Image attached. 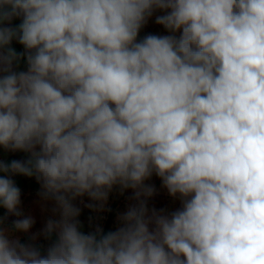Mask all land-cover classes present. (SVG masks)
<instances>
[{
  "label": "clouds",
  "instance_id": "1",
  "mask_svg": "<svg viewBox=\"0 0 264 264\" xmlns=\"http://www.w3.org/2000/svg\"><path fill=\"white\" fill-rule=\"evenodd\" d=\"M156 9L180 38L137 42ZM0 73V146L30 153L0 161V206L21 215L23 174L62 210L45 254L0 228V264H264V0H0ZM153 171L181 209L79 230L72 199L151 196Z\"/></svg>",
  "mask_w": 264,
  "mask_h": 264
},
{
  "label": "crops",
  "instance_id": "2",
  "mask_svg": "<svg viewBox=\"0 0 264 264\" xmlns=\"http://www.w3.org/2000/svg\"><path fill=\"white\" fill-rule=\"evenodd\" d=\"M168 10L156 9L153 11L152 15L147 18L146 23L141 27L137 42L141 41L147 35H157V36H174L179 39L182 34V29L176 30L175 32L166 29L163 25L158 24L156 19L158 16H163L167 14ZM22 22V17L14 18L11 22V26L16 27ZM14 49L20 55L18 61H14L12 65V70L15 72H21L27 70V51L22 44L19 43L17 39H13L8 46ZM3 73H0L2 75ZM37 150H39L37 148ZM30 158V153L24 151H11L6 150L0 146V161L5 163H10L12 160H18L25 162ZM7 175L5 173H0V176ZM11 179L14 181L15 185L21 190L20 194V204L18 205V211L21 213L20 216H16L14 213H9L7 209L0 206V219H24L31 218L33 220L32 232L30 236H43L44 230L47 226L49 220L60 221L62 216L59 205L57 204L54 197L49 196L45 198L43 195V189L41 182H39L35 176H25L23 174L11 175ZM145 185L151 186L154 191L151 196H146L141 193L140 197L137 199L136 192L139 189L130 188L129 195L120 199L118 201H110L108 203V219L113 220V225H104L101 232L107 234L108 232L117 231L123 226V221L120 219L130 208L138 207L141 202H143L147 208L146 218H151L153 211L157 214L169 215L182 208V199L177 194L175 197L170 195L166 187L163 185L162 179L156 175L153 171L152 175L144 181ZM75 208L79 210V215L76 219H82L84 214V202H71ZM104 206L105 202L100 203ZM94 203H87V208L93 213L97 211V206ZM98 205V204H97ZM96 208V209H95ZM122 210V211H121ZM89 212V211H86ZM154 224L149 225V230H153ZM101 233V234H102ZM58 234V230L54 231L52 235ZM51 235V236H52Z\"/></svg>",
  "mask_w": 264,
  "mask_h": 264
},
{
  "label": "rangeland",
  "instance_id": "3",
  "mask_svg": "<svg viewBox=\"0 0 264 264\" xmlns=\"http://www.w3.org/2000/svg\"><path fill=\"white\" fill-rule=\"evenodd\" d=\"M107 191V198L106 200H94L90 197L87 193L83 194L82 196H77L71 200V202H84V214L82 219H77L79 221V230L84 234L95 233L97 229H100V234L102 233L101 230L104 225H113V220L108 219V203L110 201H118L119 198L123 199L124 197L129 195L130 188H123L121 185L116 184L114 185L111 190ZM70 195V194H66ZM101 202H105L104 206H101ZM87 203H94L96 204L95 207L97 211L93 213V211L89 210L87 207ZM98 204V205H97ZM95 208V209H96ZM89 211V212H86ZM122 211V210H121ZM18 219H0V228L5 230L9 234L10 239H19V241L23 244H33L34 246L38 247L42 254L46 253L47 248L55 242L58 238V234H54L51 237H43V236H30L32 232V227L27 232L17 231L14 228V221ZM58 222V221H56ZM103 234V233H102ZM35 237L33 240L32 238Z\"/></svg>",
  "mask_w": 264,
  "mask_h": 264
},
{
  "label": "built area",
  "instance_id": "4",
  "mask_svg": "<svg viewBox=\"0 0 264 264\" xmlns=\"http://www.w3.org/2000/svg\"><path fill=\"white\" fill-rule=\"evenodd\" d=\"M27 71V70H26Z\"/></svg>",
  "mask_w": 264,
  "mask_h": 264
}]
</instances>
